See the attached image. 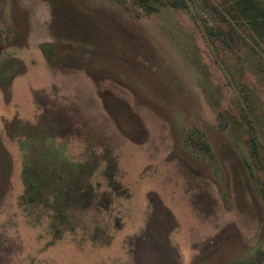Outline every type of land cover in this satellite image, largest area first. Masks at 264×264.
Returning a JSON list of instances; mask_svg holds the SVG:
<instances>
[{"label":"rangeland","instance_id":"obj_1","mask_svg":"<svg viewBox=\"0 0 264 264\" xmlns=\"http://www.w3.org/2000/svg\"><path fill=\"white\" fill-rule=\"evenodd\" d=\"M121 1L0 0V264H264V34ZM29 135L58 174L97 164L66 225L22 202Z\"/></svg>","mask_w":264,"mask_h":264},{"label":"trees","instance_id":"obj_2","mask_svg":"<svg viewBox=\"0 0 264 264\" xmlns=\"http://www.w3.org/2000/svg\"><path fill=\"white\" fill-rule=\"evenodd\" d=\"M120 3L121 0H117ZM161 4L180 9L186 6V0H158ZM191 3H196L199 0H189ZM205 1V5L215 10L216 21L220 23L221 33L226 36H234V28L228 19L217 10L210 0ZM140 5L146 7L147 12H153L155 9L148 3V0H139ZM219 6L222 7L223 13L226 14L231 20L238 21L239 15L251 26L252 29L261 31L264 34V2L261 0H217ZM11 126V128H10ZM7 136L16 142V133L18 131L26 132L25 126L21 127L12 122L6 126ZM39 128L40 133L43 135V143H49L51 139L47 138V130L41 124L35 126ZM12 129V130H10ZM32 134V130L27 131ZM30 135L27 140H21V151L23 152L24 162L22 165L21 178L25 185L24 196L22 202L24 204L32 205L35 201L42 200L44 195L46 198H53L54 205L58 210L57 222L66 225V218L64 210L72 206H90L95 204L96 194L94 187L90 184V178L95 173L97 164L90 157L84 163L73 165L67 170L65 176L58 174L57 170L49 169L50 156H44L41 153L38 157L27 158L26 148L37 145L39 142L33 140ZM20 137V136H18ZM19 143V142H18ZM47 143V144H48ZM30 145V146H29ZM49 150L52 151L53 149ZM254 153L257 149L252 148ZM54 155V154H53ZM55 171V172H54Z\"/></svg>","mask_w":264,"mask_h":264}]
</instances>
